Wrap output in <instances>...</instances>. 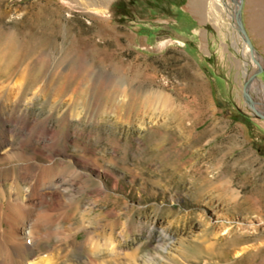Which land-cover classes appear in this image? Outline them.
Listing matches in <instances>:
<instances>
[{"label":"rangeland","instance_id":"obj_1","mask_svg":"<svg viewBox=\"0 0 264 264\" xmlns=\"http://www.w3.org/2000/svg\"><path fill=\"white\" fill-rule=\"evenodd\" d=\"M211 2L0 0V102L33 119L12 158L89 175L64 201L112 234V264H264V119L243 92L264 65ZM243 24L264 60V0H243ZM87 251L70 264H109Z\"/></svg>","mask_w":264,"mask_h":264},{"label":"bare ground","instance_id":"obj_2","mask_svg":"<svg viewBox=\"0 0 264 264\" xmlns=\"http://www.w3.org/2000/svg\"><path fill=\"white\" fill-rule=\"evenodd\" d=\"M211 1L212 6H222L226 10L229 20L233 22L234 28L240 33L239 17L237 21L239 1ZM231 1L238 4L232 7L229 4ZM245 53L250 56L256 69L263 67L264 60L257 52H255V58L258 64L254 62L249 45L246 46ZM253 87H256L264 96V84L260 80L254 81ZM29 109L27 104L25 106L21 103L17 104V100L6 103V105L0 102V150L5 147L10 148L3 156L0 155V264H59L60 261L70 264L76 259L78 260L84 254L85 249H88L87 253H90L92 257H97L96 260L107 254L110 257L108 263L112 264L111 261L115 254L120 253L118 248L114 247L115 242L112 240V234L109 236L110 239H105L106 241L104 240L102 243L97 242V236L93 235L90 228L85 230L80 226L86 222L88 214L83 212L81 207L74 206V199H69V204L64 201L68 190H80L81 192L82 188L88 186V174L81 171L74 172V176L68 181L66 173L60 171L55 164L43 171L41 169L42 172H40L29 159L18 157L15 159L18 158L23 162L19 167H17V163L20 162L16 163L15 161L10 162V167L7 165L8 168L3 169V161L7 160L8 163L14 159L11 152L14 151L15 139L20 135H29L30 121L33 120L28 115V112L31 111ZM258 109L264 111V107H258ZM53 129L54 125L47 122L41 133L31 134V137H36L42 142L48 141ZM98 188L101 190L99 186ZM93 190L95 191V188ZM89 191L91 192V190ZM92 212L89 213L92 214ZM64 225L70 226L66 235L61 230ZM55 227L59 228L57 230L59 232L53 234L52 229ZM83 232L86 234V240L80 241L79 236ZM55 236L58 237L59 242L52 244ZM123 245L125 246V244ZM127 246L128 242L126 241ZM52 251L57 255V257L55 255L57 260L54 259L57 262L53 260V257L40 259L44 254L53 253ZM90 262V264H99L98 260Z\"/></svg>","mask_w":264,"mask_h":264},{"label":"water","instance_id":"obj_3","mask_svg":"<svg viewBox=\"0 0 264 264\" xmlns=\"http://www.w3.org/2000/svg\"><path fill=\"white\" fill-rule=\"evenodd\" d=\"M238 17H239V31L242 34L245 43L247 45H249V47H250L251 55L253 57L254 62L258 64V61L255 58V52H256L255 47H254L249 35L247 34L245 27H244V24H243V0H241L239 2ZM258 75H259V73H255V74L246 76V81H245V85L243 88V92H244V97L249 102L250 108L253 110V112L259 118L264 119V111H260L258 109V105H261V104L259 102H257L251 94L253 81ZM262 106L264 107V104Z\"/></svg>","mask_w":264,"mask_h":264}]
</instances>
